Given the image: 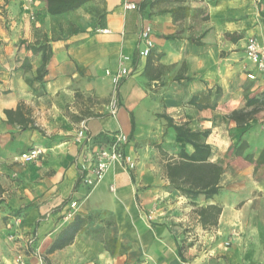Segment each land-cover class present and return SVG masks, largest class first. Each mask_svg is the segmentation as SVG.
<instances>
[{"label":"crops","instance_id":"1","mask_svg":"<svg viewBox=\"0 0 264 264\" xmlns=\"http://www.w3.org/2000/svg\"><path fill=\"white\" fill-rule=\"evenodd\" d=\"M180 5L187 12L173 15ZM44 8L0 0V264H14L18 249L30 264H264V73L245 52L249 36L264 46V0ZM147 26L153 45L141 56ZM44 36L58 38L39 82L41 53L28 45ZM121 67L128 74L114 92ZM167 117L207 132L219 193L187 197L172 186L167 165L193 146ZM118 131L135 168L115 162L84 183L95 149ZM31 148L42 153L19 158ZM208 204L221 211L201 224L196 210ZM71 223L76 231H63Z\"/></svg>","mask_w":264,"mask_h":264},{"label":"trees","instance_id":"2","mask_svg":"<svg viewBox=\"0 0 264 264\" xmlns=\"http://www.w3.org/2000/svg\"><path fill=\"white\" fill-rule=\"evenodd\" d=\"M43 1L45 2L44 12L48 15L54 16L75 10L89 0ZM187 9L188 7L180 5L171 8L170 11L175 16H183L187 12ZM76 31L78 30L73 29V32ZM57 38L58 37H52L50 39L47 36H44L41 41H35L28 45L34 53H41V63L37 67L36 75L34 77L35 81H43V78L47 73V63L51 56V49L48 42ZM7 114H11V111H7ZM244 115V113H231V116L237 120L244 117ZM167 120L169 125L175 130L176 134L183 138L185 142L193 146V151L191 153H187L181 149L178 152V156L181 160L167 165V176L172 186L178 189L182 195L187 197H196L199 194H203L206 198H210L214 194L219 193L217 178L221 169L215 164L207 161L210 147L208 143L202 139L206 137L207 132L192 130L184 124H172L168 117ZM247 158L249 157L247 156ZM220 211L221 207L216 204H208L205 207H200L196 210L201 224L215 223ZM76 229L77 225L71 223L67 225L63 231L69 230L71 233H74ZM111 242L114 241L110 239L106 241V244L109 245ZM181 248V246H178V253L182 258Z\"/></svg>","mask_w":264,"mask_h":264},{"label":"built area","instance_id":"3","mask_svg":"<svg viewBox=\"0 0 264 264\" xmlns=\"http://www.w3.org/2000/svg\"><path fill=\"white\" fill-rule=\"evenodd\" d=\"M27 3L32 2V0H24ZM129 8H134V3H128L126 5ZM30 17L33 18V14H30ZM150 34V27H145V29L141 33V38L144 41L143 48L139 49V55L141 56H147L152 48V40L149 37ZM245 52L247 57L254 63L256 68L264 73V46H259L255 37L249 36L247 38V44L245 47ZM128 74L127 67H121L111 75V82L113 84V91H117L118 84L120 83V80L122 77L126 76ZM116 109V102L115 99L112 100L111 104V111L115 112ZM84 125L77 131L78 137H82L84 134ZM128 141V137L126 134L122 132H115L112 134L110 140L107 143H103L99 145L94 153L93 158L94 162L91 166L87 168V173L83 175V182L88 185H95L97 182H99L109 166L115 162H124L125 165L129 169L135 168V160L132 158L129 154L123 153V145H125ZM42 153L41 148H31L28 151H24L19 154V158L23 161H30L35 158H37ZM152 216L149 214L148 218H151ZM28 245L32 244V239L28 238L26 240ZM228 243V242H227ZM14 264H30L26 262L25 256L23 251L17 250L15 252L14 258H13ZM140 264H146V261L141 262Z\"/></svg>","mask_w":264,"mask_h":264},{"label":"rangeland","instance_id":"4","mask_svg":"<svg viewBox=\"0 0 264 264\" xmlns=\"http://www.w3.org/2000/svg\"><path fill=\"white\" fill-rule=\"evenodd\" d=\"M30 3H31V2H30ZM32 14H33L34 17H33V18L30 17V19H34V18H35V14H34V13H32ZM178 211H179V210H177L176 212H178ZM182 212H184V210H182ZM148 219L150 220V218H148ZM190 220H191V218H190ZM194 228H195L194 226H191V227H189V230L192 229V230L194 231ZM229 243H230V241H229L228 243L226 242L225 245L227 246ZM143 261H147V260H146V259H142L141 262H143ZM141 262H140V263H141ZM140 263H139V264H140ZM146 263H147V262H146Z\"/></svg>","mask_w":264,"mask_h":264}]
</instances>
